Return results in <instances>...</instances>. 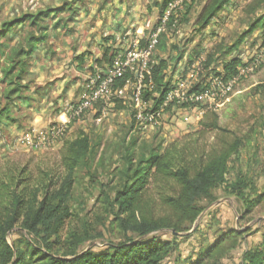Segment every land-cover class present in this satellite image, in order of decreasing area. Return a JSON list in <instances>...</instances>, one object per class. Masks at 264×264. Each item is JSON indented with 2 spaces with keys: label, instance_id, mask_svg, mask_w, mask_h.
<instances>
[{
  "label": "rangeland",
  "instance_id": "1",
  "mask_svg": "<svg viewBox=\"0 0 264 264\" xmlns=\"http://www.w3.org/2000/svg\"><path fill=\"white\" fill-rule=\"evenodd\" d=\"M163 1L117 0L106 7L107 0H96L92 6L88 5L87 0H0V23L21 13L67 6L69 3L74 10L70 14L66 10L57 18L45 21L48 24V39L45 44L35 48L30 61L37 73L25 77L23 82L28 85L27 88L8 104L11 119L3 115L0 126V175H21L24 178L23 185L27 179L31 190L37 189L39 196L43 195L50 178L51 181L64 178L66 142L80 134L87 135L91 140L93 153L88 167H82L73 174L68 200L70 217L59 231L58 242H53L61 251L68 250L71 233L83 239L79 249H99L108 243L123 241L125 235L116 227L105 196H112L121 186L125 152L134 151L132 155L137 158L142 154L148 155L151 149L160 148L161 151L176 140L193 139L201 130L199 121L206 110L217 113L219 126L227 130L223 132H232L248 142L238 157L231 159L227 177L231 178L238 170H242L247 179L255 184L256 191H263L264 29L256 28L237 43L239 36L264 13V2L258 8V0H229L204 27H199L197 22L208 0H184L176 11L174 24L165 26L164 31H161L166 34L165 41L169 49L163 52L154 49L152 52V56L167 58L165 77L172 84L177 79L185 78L193 84L221 78L217 73L223 74L222 63L234 57L240 59L237 70L242 68L243 73L237 72L238 79L220 106L208 109L206 105H198L197 109H192L172 103L152 124L147 123L145 127L139 128L133 115L136 107L130 85L121 95L100 100L82 116L70 121L65 135L56 146L37 150L15 143L18 131L23 134L64 119L69 104L76 103L83 95L88 77L106 71L107 62L99 63L95 59L102 57V49L108 46L120 48L121 43L126 41L127 45L124 43L122 47L124 49L139 27L142 26L145 31L150 30L145 27L147 22L150 28L157 25L162 10L173 0H168L164 6ZM108 16L119 19V24L115 23L116 29L106 28L105 25L110 22ZM127 24H130L127 29L131 30L126 32ZM29 30L26 24L18 25L3 39L0 52L7 53L18 42L25 43L24 38ZM144 34L147 37L148 31ZM113 36L114 39L110 40ZM172 45L178 46L180 53L171 48ZM82 52L87 60L79 67L74 60ZM179 54L183 56L180 58ZM2 58L0 110L6 105L3 94L7 85L1 70L4 65ZM33 58L37 63H34ZM256 59L257 65L249 68ZM148 102L152 105V100ZM144 108H148V105L141 106V109ZM206 132L202 141H211L213 134ZM130 140L135 141L134 146L128 145ZM156 190L155 183L150 184V194L154 198L158 196V190L162 189ZM256 194L253 193V196ZM212 195L215 198L211 202L208 198L198 201L203 209L188 230L175 237L168 230L155 233L160 239L176 241L174 249L161 264H189L220 236H230L232 230L240 234L235 242L231 240L227 243L224 257L216 263L209 261L206 264H242L245 251L262 245L264 200L247 212L239 200L224 195L220 189L213 190ZM23 239L44 249L34 236L19 226L14 227L7 236L11 245L13 240L24 244Z\"/></svg>",
  "mask_w": 264,
  "mask_h": 264
},
{
  "label": "trees",
  "instance_id": "2",
  "mask_svg": "<svg viewBox=\"0 0 264 264\" xmlns=\"http://www.w3.org/2000/svg\"><path fill=\"white\" fill-rule=\"evenodd\" d=\"M167 1H163V6ZM228 2L229 0H208L199 16V27L208 25ZM263 2L264 0H258L257 7ZM66 10L69 14L74 11L69 3L67 6L21 13L0 23V46L3 39L18 25L26 24L30 28L24 38L25 43L18 42L7 53L0 52L4 63L2 74L7 80L3 94L6 105L0 110V126L3 115L11 119L8 104L28 86L23 81L27 76L31 57L35 48L45 44L48 39V24L45 21L57 18ZM173 20L174 17H171L166 27L171 26ZM56 23L57 21L54 24ZM258 27L264 29V13L239 36L237 43ZM145 31L149 34V30ZM165 35V32H161L158 36L155 49L159 52L169 49ZM144 36L140 39L141 46L147 42V37ZM171 48L180 53L178 46L172 45ZM115 50L117 48L105 47L102 57L96 61H106L109 64ZM179 55L180 58L183 56ZM210 58L209 56L208 62ZM83 59V53L76 55L78 62ZM167 62V58L150 55L148 68L152 86H147L145 89L148 90L144 89L141 96L143 101L152 100V107L161 103L169 89L170 82L165 77ZM239 63L240 59L237 57L228 59L222 63L223 74L217 75L223 79L236 75ZM131 77L132 74L126 72L117 80L116 85L123 86L126 79ZM202 87L203 82H196L193 90L198 91ZM131 122L133 126L134 118ZM199 124L201 130L191 140H176L164 146L161 151L160 148L151 149L148 155L142 154L137 158L132 155L134 151L125 152L121 186L112 196H105V201L112 210L113 221L125 235V239L108 243L103 248L79 249L84 241L74 233L70 234L68 250L61 251L53 245V242H58L59 231L70 217L68 200L74 171L87 168L93 153V146L87 135L80 134L66 142V174L60 181H51L50 178L42 196H39L37 189L31 190L27 179L23 185L24 178L21 175H0V264H161L174 249L176 241L160 239L155 233L168 230L175 237L188 230L203 209L198 201L201 198H208L210 202L214 200L213 190L220 189L224 195L235 197L247 212L252 211L254 206L264 200V182L263 191L259 193L242 170H238L231 178L227 177L231 159L238 157L248 142L242 136L223 132L227 130L219 126L218 115L213 110H206ZM206 131L213 134L211 141H202L208 133ZM129 144L134 146L135 141L130 140ZM152 183H155V189H162L158 190L156 198L150 194ZM167 188L169 191H166ZM253 193L257 194L253 196ZM16 226L34 236L44 249L26 239H23L24 244L13 240L11 245L7 236ZM232 231L230 236H220L189 264L219 261L225 255L227 243L231 240L235 242L240 234L237 230ZM242 264H264V242L261 246L245 251Z\"/></svg>",
  "mask_w": 264,
  "mask_h": 264
},
{
  "label": "built area",
  "instance_id": "3",
  "mask_svg": "<svg viewBox=\"0 0 264 264\" xmlns=\"http://www.w3.org/2000/svg\"><path fill=\"white\" fill-rule=\"evenodd\" d=\"M184 0H173L168 2L167 7L162 10L158 19L157 25L150 28L149 22L146 23V29L149 30L147 42L140 45V39L144 36V29L136 30L135 37L126 48H117L114 51L112 59L106 66V71L102 74L96 73L90 75L87 80L86 89L76 103L69 104L67 108V116L47 127L33 129L23 133L17 137L15 143L30 149H48L59 144L65 135L70 121L79 118L90 109L95 103L100 100H107L112 96H119L130 85H132V100L135 103L134 118L137 121L138 127H145L147 123L152 124L155 118L167 109L172 103L173 105L180 104L182 107L197 109L198 105H206L208 109H214L222 104L227 98L233 85L236 83L238 76L232 75L227 79L214 78L209 82H203V87L200 90H193V84L189 79H177L170 83L166 96L157 107H152L150 102L142 100V91L149 86H152L148 64L150 55L158 41V36L161 31H164L165 26L171 17H174L173 24L176 21V11L180 8V4ZM258 59L254 60L253 68L257 65ZM238 69V68H237ZM243 73V69H239ZM126 72H130L133 77L126 79L123 86L116 85L119 78L123 77ZM148 84V85H147ZM148 105V108L141 109V106ZM186 105V106H185Z\"/></svg>",
  "mask_w": 264,
  "mask_h": 264
},
{
  "label": "crops",
  "instance_id": "4",
  "mask_svg": "<svg viewBox=\"0 0 264 264\" xmlns=\"http://www.w3.org/2000/svg\"><path fill=\"white\" fill-rule=\"evenodd\" d=\"M88 2H89V6H92L94 3V1H96V0H87ZM103 1V0H102ZM108 1V3H105V6L107 7V6H109V3H115V2H117V0H115V1H112L111 2V0H107ZM118 1H120V0H118ZM116 5V4H115ZM114 5V6H115ZM120 5V4H119ZM56 7V6H55ZM77 13H79V11L77 12ZM116 16H117V14H115ZM109 18H107V20L108 21H110L108 24H106L105 26H106V28H113V29H116V26H115V23L116 24H119V19L118 18H115V16H113V18H111V16H108ZM77 20V19H76ZM101 21H98V23H100ZM89 25H91V24H89ZM96 25H98V24H96ZM128 25L130 26V24H127V26H125V29H127V27H128ZM118 26V25H117ZM118 29H121L120 27H118ZM128 30H131V29H127L126 30V32L128 31ZM137 30H139V31H141V30H143V27L141 26V27H139ZM125 32V33H126ZM133 34H135V33H133ZM127 35V34H126ZM135 36V35H134ZM134 36L131 38V40L130 41H132L133 40V38H134ZM125 37V36H124ZM94 38H96V37H94ZM111 39H114V36H113V38H110V40ZM95 40V39H94ZM120 42V41H119ZM125 44H126V41L124 42ZM124 43L122 42L121 43V46L120 47H123V45H124ZM99 45H102V43L100 44L99 43ZM127 45V44H126ZM103 48V47H102ZM104 49V48H103ZM103 49H102V52H103ZM83 53V52H82ZM79 54H81V53H79ZM79 54H77V55H79ZM95 59H97V58H95ZM33 60H35L34 58H33ZM87 60V57H85L84 56V59H83V61L81 62V63H79L77 60H74V62H75V64H76V66H79V67H81V65L85 62ZM34 63H37L36 62V60H35V62ZM34 66H31V64H30V67H29V69H28V73H27V75H29V77H31V76H34V75H36V71L34 70V68H33ZM91 68V65L89 66V69ZM30 73H34V74H30ZM62 116V115H61ZM37 118V117H36ZM36 118L34 119V121H36ZM22 135V133H21V131H18L17 132V134L15 135V137L17 138V137H19V136H21Z\"/></svg>",
  "mask_w": 264,
  "mask_h": 264
}]
</instances>
